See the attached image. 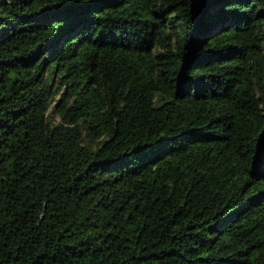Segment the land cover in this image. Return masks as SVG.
Returning a JSON list of instances; mask_svg holds the SVG:
<instances>
[{
    "label": "trees",
    "instance_id": "16d2710c",
    "mask_svg": "<svg viewBox=\"0 0 264 264\" xmlns=\"http://www.w3.org/2000/svg\"><path fill=\"white\" fill-rule=\"evenodd\" d=\"M0 264H264V0H0Z\"/></svg>",
    "mask_w": 264,
    "mask_h": 264
}]
</instances>
